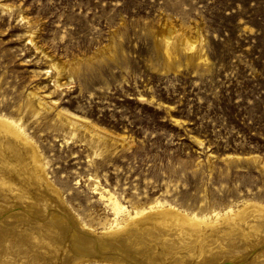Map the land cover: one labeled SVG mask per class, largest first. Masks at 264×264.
Wrapping results in <instances>:
<instances>
[{
	"label": "rangeland",
	"instance_id": "1",
	"mask_svg": "<svg viewBox=\"0 0 264 264\" xmlns=\"http://www.w3.org/2000/svg\"><path fill=\"white\" fill-rule=\"evenodd\" d=\"M0 117L26 138H0V229L38 240L4 264H145L133 240L189 234L153 222L163 208L247 225L264 217V0H0ZM245 223L162 260L263 262Z\"/></svg>",
	"mask_w": 264,
	"mask_h": 264
},
{
	"label": "bare ground",
	"instance_id": "2",
	"mask_svg": "<svg viewBox=\"0 0 264 264\" xmlns=\"http://www.w3.org/2000/svg\"><path fill=\"white\" fill-rule=\"evenodd\" d=\"M40 104H42L41 102H39ZM68 119V118H67ZM70 121H71V123H74L75 121L73 120V119H71L70 118ZM0 134H2V135H4V134H6L7 135V141L9 140V143L11 142V139L13 138V137H15V139H17V140H20L21 142L23 141V143L25 142V140H26V138L24 137V135H22L21 133H20V130H18L12 123H11V121L10 120H8V119H6V118H3V117H0ZM11 135L13 136L12 138H11ZM10 136V137H9ZM0 138H5V135L4 136H1L0 135ZM14 139V138H13ZM4 140H0V143H2ZM28 141V140H27ZM13 142H15V140L13 141ZM27 143V142H26ZM29 143V142H28ZM28 143H27V145H28ZM14 145H15V143H14ZM17 145V144H16ZM27 145H25V146H27ZM32 146V145H31ZM1 147H2V145H1ZM0 147V150L1 149H3L4 150V147H2L1 148ZM9 147V146H8ZM13 147V146H12ZM11 147V148H12ZM20 146H15V147H13V149L11 150V149H9L8 148V152L10 153V156L11 155H14L15 154V156L16 155H25L26 153H25V150H26V148L25 149H21V148H19ZM28 147H29V145H28ZM5 148H7V147H5ZM23 148V147H22ZM34 148V147H33ZM30 149H32L31 147H30ZM29 149H27V151H28ZM33 150V149H32ZM31 150V151H32ZM2 153V152H1ZM4 153V152H3ZM5 153H7V152H5ZM12 153V154H11ZM29 153V152H28ZM8 154V153H7ZM18 156V157H19ZM35 156V155H34ZM8 157V156H7ZM17 157V156H16ZM27 157V156H26ZM31 157V156H30ZM5 158V157H4ZM9 158H11V157H9ZM17 159V158H16ZM23 159V158H22ZM33 159H34V157H33ZM12 160V159H11ZM17 162V161H16ZM1 163V162H0ZM3 163V162H2ZM7 163V162H6ZM9 163V162H8ZM12 164V163H11ZM14 164V163H13ZM21 165H22V163H21ZM4 166V165H3ZM5 166H6V164H5ZM23 166V165H22ZM15 167V166H14ZM27 167V166H26ZM5 168V167H4ZM11 168V167H10ZM17 168V167H16ZM16 168H15V170H16ZM7 169V168H6ZM18 169V168H17ZM22 169H24V168H22ZM15 170L13 171V172H15ZM25 170V171H24ZM23 171L24 172H26V169H24ZM5 171V170H4ZM9 171H12V170H9V168H8V173H9ZM0 172H2L1 170H0ZM18 172V174H19V171L18 170H16V172L15 173H17ZM22 172V171H21ZM21 172H20V175H21ZM3 173H5V172H3ZM13 174V173H12ZM24 175V174H23ZM31 175V174H30ZM2 175L0 174V177H1ZM13 176V175H12ZM15 176V175H14ZM13 176V177H14ZM22 176V175H21ZM4 177H7L6 175L5 176H3V178ZM10 177V176H9ZM24 177V176H23ZM28 177V176H27ZM2 178V177H1ZM8 178V177H7ZM16 178H18V176L16 177ZM15 178V179H16ZM26 178V177H25ZM11 179V178H10ZM9 181V180H8ZM16 182H18V181H16ZM22 182H24V178H23V180H22ZM26 182V181H25ZM1 183V182H0ZM11 183V182H10ZM12 183H14V182H12ZM28 183H30V181L28 182ZM32 183H34V182H32ZM36 183V182H35ZM3 184V183H2ZM6 185L7 184H9V182L8 183H5ZM5 184H4V186H5ZM15 184V183H14ZM13 184V185H14ZM18 184V183H17ZM20 184V183H19ZM36 185V184H35ZM1 186V185H0ZM3 186V187H4ZM8 186V185H7ZM11 186V185H10ZM15 186V185H14ZM26 186V185H25ZM28 186H29V184H28ZM32 186V185H31ZM2 187V188H3ZM20 187V186H19ZM8 188V187H7ZM6 188V189H7ZM15 188V187H14ZM18 188V187H17ZM25 188V187H24ZM30 187H28V189H29ZM0 189H1V187H0ZM11 189V188H10ZM27 189V188H26ZM15 190V189H14ZM19 190V189H18ZM20 190H21V187H20ZM19 190V191H20ZM25 190V189H24ZM2 191V190H1ZM0 191V192H1ZM6 191V190H5ZM8 191H9V189H8ZM11 191H13V190H11ZM22 191H23V189H22ZM39 191V190H38ZM24 192V191H23ZM2 193V192H1ZM10 193V192H9ZM20 193H21V191H20ZM25 193V192H24ZM6 194V193H5ZM16 194H18V193H16ZM22 194V193H21ZM9 195V194H8ZM40 195V194H39ZM39 195H36V196H38L39 197ZM35 197V196H34ZM44 198V197H43ZM38 199V198H37ZM36 199V200H37ZM46 200V199H45ZM34 201H35V199H34ZM34 201H31V202H34ZM42 201V203L44 204V202H43V200H41ZM37 203H39V202H37ZM32 205H33V203H32ZM31 205V206H32ZM263 210V209H262ZM258 211V210H257ZM260 211V210H259ZM4 213V212H3ZM4 216V215H3ZM5 216H7V215H5ZM264 216V215H263ZM22 217V216H21ZM151 218H153V222H156L157 224H170V227L172 226V227H176L177 229L179 228V227H182V228H185L186 229V231L185 232H189V234L188 235H186L185 233L183 234L182 233V237H179L178 235V238H175L174 240H170L169 238L168 239H166L168 236H165V237H162V234H161V231H158L159 232V234H155V233H153V232H150V231H147L146 233H145V235L144 236H142L141 238H136L135 240H133L130 244H133V245H131V248L132 247H134V248H132V249H134L136 252H140L141 251V249H143V255H142V258H141V260L143 261V263H145V264H166L165 262V260H162V259H164L169 253H171V251H168L169 249L167 248V247H172V248H176L175 247V245H179V244H181V245H183V242L187 239V240H190V245H193V247H194V245H195V247L197 246H199L198 245V243L200 242L201 243V241L200 240H202V244H203V239H205L206 238V236L207 235H210V234H213V235H215L216 234V238H220V239H222V241H223V239L225 238V240L224 241H228V244L230 243H235L234 241H235V239H237L238 237H236V233H237V230H238V228L240 229V227H242L241 226V224L242 223H245L244 221H242L240 218L239 219H237V218H230L228 221H226V224H218V225H214V227L212 226V228H208L207 226H204L203 224H205L206 222H207V220H200V219H194V218H190V217H184V216H182V215H179L178 213H176L173 209H167V208H163V209H161V210H159V211H155V212H152V216H150ZM158 217H162L161 218V220L159 219V220H156ZM252 217V216H251ZM5 219H6V217H4ZM3 218V219H4ZM9 218V217H8ZM7 218V219H8ZM156 218V219H155ZM15 219V218H14ZM13 219V220H14ZM22 219V218H21ZM187 219L189 220V221H187ZM251 219V218H250ZM12 219H11V221H13ZM20 220V219H19ZM24 220V219H23ZM7 221V220H6ZM5 221V222H6ZM10 221V222H11ZM2 222V221H1ZM3 222H4V220H3ZM8 222V221H7ZM18 222H20V221H18ZM32 222V221H31ZM23 223V222H22ZM39 223V222H38ZM38 223H35V224H37L38 225ZM56 223V222H55ZM33 224V223H32ZM1 225V224H0ZM23 225H25L24 223H23ZM45 225V224H44ZM46 225H48V224H46ZM56 225H57V223H56ZM8 226H9V224H8ZM26 226V225H25ZM31 226V225H30ZM49 226V225H48ZM245 226H246V229H247V227H249V229L250 228H252V229H255V227H262V226H264V217H262V216H255L254 217V219H251V220H249L248 222H247V225H246V223H245ZM2 227V226H1ZM11 227V226H10ZM35 227V226H34ZM53 226L51 225V228H52ZM56 227V226H55ZM63 228H64V226H62ZM161 227V226H160ZM162 227H164V226H162ZM166 227V226H165ZM27 228H28V226H27ZM25 229L24 230V228L22 229V228H16L15 226H13V227H11V228H8V229H5V230H1L0 229V250H2V251H5L6 250V247H11V243H13L14 245H16V248L18 247L17 245H22V244H26L27 243V246H26V248H28V247H30L31 245H34V248H35V246L37 245V244H35V242L36 241H38V240H36L37 238H35V236L33 235L34 233L32 232V231H34V230H32L31 228H30V230L29 229ZM40 228V227H39ZM46 228V227H45ZM168 228H169V226H168ZM175 228V229H176ZM209 230H208V229ZM22 229V230H21ZM35 229V228H34ZM41 229H42V227H41ZM68 229V228H67ZM163 229V228H162ZM162 229H160V230H162ZM170 230L171 229H173V228H169ZM185 229H183V230H185ZM249 229H247V230H249ZM252 229H250V230H252ZM59 230H60V228H59ZM62 230V229H61ZM64 230H66V228H64ZM178 230H181L182 231V229H178ZM177 230V231H178ZM242 230H243V228H242ZM263 230V229H262ZM53 231V230H52ZM172 231V230H171ZM176 231V230H175ZM264 231V230H263ZM17 232H21L23 235H22V237H20L19 239H17V240H15L13 237L15 236V234H17ZM38 232V231H37ZM57 233H58V231H56ZM180 232V231H179ZM183 232V231H182ZM212 232V233H211ZM243 232V231H242ZM60 233V232H59ZM58 233V234H59ZM62 233H63V230H62ZM166 233V232H165ZM174 233V232H173ZM239 233V232H238ZM241 233V232H240ZM247 233L248 232H245V236H248L247 235ZM253 233V232H252ZM251 233V234H252ZM38 235H40L41 237H48V231H43V233H37ZM74 234V233H73ZM72 234V235H73ZM164 234V233H163ZM169 234V233H168ZM243 233H241V235H242ZM249 234H250V232H249ZM250 234V235H251ZM260 234V233H259ZM36 235V234H35ZM53 235H57L56 233L55 234H53ZM53 235H51V236H53ZM64 235V234H63ZM62 235V236H63ZM167 235V234H166ZM252 235H254L255 236V234H252ZM257 235V234H256ZM34 236V237H33ZM67 236V235H66ZM80 236V235H79ZM123 236V235H122ZM181 236V235H180ZM244 236V235H243ZM242 236V237H243ZM262 236V235H261ZM261 236H259V237H261ZM50 237V236H49ZM205 237V238H204ZM210 237V236H209ZM256 237V236H255ZM264 237V236H263ZM52 238H54V236L52 237ZM51 238V239H52ZM64 238H65V236H64ZM76 238V237H75ZM83 238V237H82ZM87 238H88V236H87ZM163 239V243L161 242V243H158V241L157 240H159V239ZM214 238V237H213ZM241 238V237H240ZM239 238V239H240ZM252 238V237H251ZM250 238V239H251ZM254 238V237H253ZM38 239H39V237H38ZM55 239V238H54ZM60 239V238H59ZM172 239V238H171ZM177 239V240H176ZM215 239V238H214ZM213 239V240H214ZM244 239V238H243ZM246 239H249V238H246ZM261 239H263V238H261ZM41 240V239H40ZM39 240V241H40ZM50 240V239H49ZM57 240H58V238H57ZM56 240V241H57ZM61 240H62V238H61ZM78 240H79V238H78ZM87 240V239H86ZM90 240V239H89ZM252 240V239H251ZM260 240V239H259ZM42 241V240H41ZM51 241V240H50ZM50 241H48L49 243H51ZM161 241V240H160ZM159 241V242H160ZM238 241V240H237ZM237 241H236V243H237ZM246 241V240H245ZM250 241V240H249ZM264 241V240H263ZM88 242V241H87ZM91 241H89V243H90ZM187 242V241H186ZM247 242V241H246ZM260 242H261V240H260ZM37 243V242H36ZM40 243H42V242H40ZM44 243V242H43ZM42 243V244H43ZM74 243V242H73ZM84 243V242H83ZM188 243V242H187ZM192 243V244H191ZM205 243H206V240H205ZM239 243V242H238ZM250 243H252L251 241H250ZM12 244V245H13ZM39 244V243H38ZM45 244V243H44ZM55 244V243H54ZM76 244V243H75ZM79 244H80V242H79ZM82 244V243H81ZM80 244V245H81ZM215 244V243H214ZM230 244H229V246H230ZM243 244V243H242ZM248 244V243H247ZM41 245V244H40ZM47 246H51V245H49V244H46ZM61 245V244H60ZM83 245H87V244H83ZM173 245V246H172ZM180 245V246H181ZM189 245V244H188ZM207 245V244H206ZM213 245V244H212ZM216 245V244H215ZM214 245V246H215ZM223 245V244H222ZM235 245V244H234ZM246 245V244H245ZM244 245V246H245ZM255 245V244H254ZM59 246V245H58ZM186 246V245H185ZM203 246V245H202ZM232 246V245H231ZM13 247H15V246H13ZM24 247H25V245H24ZM32 247V246H31ZM45 247V246H44ZM54 247V246H53ZM88 247V246H87ZM127 247V246H126ZM130 247V246H129ZM179 247V246H178ZM192 247V248H193ZM199 247H201V245L199 246ZM208 247H210V246H208ZM207 247V248H208ZM222 247V246H221ZM234 247H236V246H234ZM233 247V248H234ZM33 248V247H32ZM33 248V249H34ZM37 248V247H36ZM42 248H43V246H42ZM74 248H75V246H74ZM78 248V247H77ZM83 248H84V246H83ZM82 248V249H83ZM128 248V247H127ZM126 248V249H127ZM131 248H130V250H131ZM181 248V247H180ZM190 248V247H189ZM191 248V249H192ZM203 248V247H202ZM240 248V247H239ZM245 248V247H244ZM263 248H264V246H263ZM8 249V248H7ZM20 248H18V250H19ZM51 249V248H50ZM168 249V250H167ZM186 249V248H185ZM230 249V248H229ZM228 249V250H229ZM11 250V249H10ZM9 250V251H10ZM54 250V249H53ZM80 250H81V248H80ZM84 250H86L85 248H84ZM128 250V249H127ZM172 250V249H171ZM187 250V249H186ZM209 250V249H208ZM8 251V250H7ZM20 251V250H19ZM29 251V250H28ZM129 251V250H128ZM175 251H177V250H175ZM181 251V250H180ZM185 251V250H184ZM197 251H198V249H197ZM210 251H211V249H210ZM254 251V250H253ZM27 252V251H26ZM131 252V251H130ZM132 252H134V251H132ZM131 252V253H132ZM182 252V251H181ZM199 252V251H198ZM206 253V251H203V253ZM222 252V251H221ZM11 253V252H10ZM18 253V252H17ZM35 253H36V251H35ZM125 253H127L126 251H125ZM141 253V254H142ZM180 253V252H179ZM194 253V252H193ZM200 253H202V252H200ZM225 253H226V251H225ZM247 253V252H246ZM251 253V252H250ZM8 254V253H7ZM22 254H23V252H22ZM25 254V253H24ZM31 254V253H30ZM45 254V253H44ZM171 254H173L174 255V253H171ZM182 254V253H181ZM199 254V253H198ZM207 254H210V253H207ZM229 254V253H228ZM5 255V254H4ZM10 255V254H9ZM136 255H138L137 253H136ZM189 255V254H188ZM193 255V254H192ZM220 255V254H219ZM1 256V255H0ZM17 256V255H16ZM19 256H20V254H19ZM28 256V255H27ZM34 256V257H33ZM169 256V255H168ZM182 256V255H181ZM204 256V255H203ZM10 257V256H9ZM29 257V256H28ZM30 257H32L33 258V261H35L37 264H41V263H39V261H42V259L45 257H43L42 258V255H35L34 253H32V255H30ZM141 257V256H140ZM177 257H179V255L177 256ZM183 257V256H182ZM197 257V256H196ZM200 257V256H199ZM252 258H253V256H251ZM255 257V256H254ZM8 258V257H7ZM11 258V257H10ZM14 258V257H13ZM42 258V259H41ZM48 258V257H47ZM193 258H194V256H193ZM255 258H257V257H255ZM2 259H4V257L2 258ZM15 259V258H14ZM19 259V258H18ZM24 259H25V257H24ZM166 259V258H165ZM170 259H172V258H170ZM177 259V258H176ZM9 260V259H8ZM7 260V261H8ZM22 260H23V258H22ZM26 260V259H25ZM44 260V259H43ZM182 260V259H181ZM185 260V259H184ZM183 260V261H184ZM191 260V259H190ZM194 260V259H193ZM252 260V259H251ZM255 260V259H254ZM175 261V260H174ZM188 261V260H187ZM204 261V260H203ZM17 262V261H16ZM19 262L20 261H18L17 263L19 264ZM193 262V261H192ZM200 262V261H199ZM202 262V261H201ZM250 262V261H249ZM248 262V263H249ZM1 263H3V261L1 262V260H0V264ZM9 263V262H8ZM11 263V262H10ZM21 263V262H20ZM23 263V262H22ZM30 263V262H29ZM34 263V262H33ZM48 263V262H47ZM252 263H253V261H252ZM264 263V261L263 262H259L258 264H263ZM4 264V263H3ZM53 264V263H52Z\"/></svg>",
	"mask_w": 264,
	"mask_h": 264
}]
</instances>
